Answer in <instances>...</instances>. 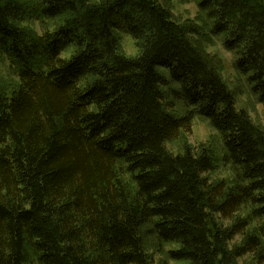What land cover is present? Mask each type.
Segmentation results:
<instances>
[{
	"label": "trees",
	"instance_id": "trees-1",
	"mask_svg": "<svg viewBox=\"0 0 264 264\" xmlns=\"http://www.w3.org/2000/svg\"><path fill=\"white\" fill-rule=\"evenodd\" d=\"M197 2L264 105V0ZM199 34L161 0H0V64L17 80L0 81V264H155L148 236L175 263L264 264V130ZM196 117L232 181L212 179L210 147L168 149Z\"/></svg>",
	"mask_w": 264,
	"mask_h": 264
},
{
	"label": "rangeland",
	"instance_id": "rangeland-1",
	"mask_svg": "<svg viewBox=\"0 0 264 264\" xmlns=\"http://www.w3.org/2000/svg\"><path fill=\"white\" fill-rule=\"evenodd\" d=\"M30 1L31 0H23V2L26 3ZM96 1L99 2L100 0ZM161 1L171 9L173 18L179 24L198 28L200 34L195 37V41L200 51L211 61L212 66L220 71L223 80L235 94L237 108L245 110L252 121L264 130V105L260 104L257 98L252 95L245 80L236 70L234 65L235 54L232 51L226 50L219 38L210 35L212 23L199 8L197 0ZM21 26L29 30L33 35L42 34L43 30L46 28L51 31L56 28V26L50 22L41 24L40 21H26L21 24ZM122 50L127 56H137L139 54L135 42L127 36L123 38ZM69 51L70 50L63 56L68 57ZM1 60L3 62L0 64V81L8 85L10 89L12 88L10 84H16L17 80L13 70L9 67V63L3 59ZM176 112L179 113L180 116L185 112L181 104L178 105ZM187 145L196 150L201 149L203 146L210 147L216 159H218L219 164L218 171L211 176L212 179L226 178L229 181L233 180L234 174L232 172V167L225 166L222 162L224 150L220 135L211 127L207 120L198 117L194 118L191 132L189 134L185 133L173 146H168V149L173 153H179L182 152L183 148ZM146 242L148 254L152 256L155 264H182L170 261L166 256V252L170 247L165 246V248H162L163 251H160L159 243L154 236H148ZM240 243L241 238L237 237L231 247H235ZM31 264L34 263L32 262ZM238 264H255L254 257L252 255H247L240 259Z\"/></svg>",
	"mask_w": 264,
	"mask_h": 264
}]
</instances>
